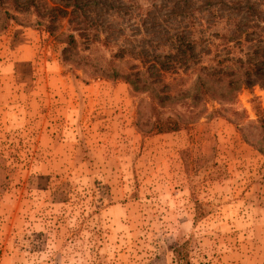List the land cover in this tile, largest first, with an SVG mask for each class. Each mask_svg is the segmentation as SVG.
Listing matches in <instances>:
<instances>
[{
    "label": "rangeland",
    "instance_id": "rangeland-1",
    "mask_svg": "<svg viewBox=\"0 0 264 264\" xmlns=\"http://www.w3.org/2000/svg\"><path fill=\"white\" fill-rule=\"evenodd\" d=\"M0 264H264V0H0Z\"/></svg>",
    "mask_w": 264,
    "mask_h": 264
},
{
    "label": "trees",
    "instance_id": "trees-1",
    "mask_svg": "<svg viewBox=\"0 0 264 264\" xmlns=\"http://www.w3.org/2000/svg\"><path fill=\"white\" fill-rule=\"evenodd\" d=\"M75 42V38L73 35H70V41H69V44L71 45L72 43Z\"/></svg>",
    "mask_w": 264,
    "mask_h": 264
}]
</instances>
